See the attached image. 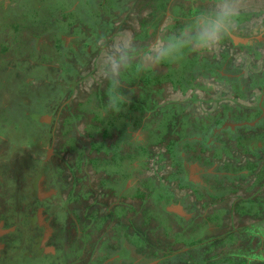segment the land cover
<instances>
[{
  "label": "flooded vegetation",
  "instance_id": "af4514ba",
  "mask_svg": "<svg viewBox=\"0 0 264 264\" xmlns=\"http://www.w3.org/2000/svg\"><path fill=\"white\" fill-rule=\"evenodd\" d=\"M93 1L95 8L99 9L102 14L103 0H63L54 6L57 10L56 13L51 10L49 16L48 14L44 16L45 19L60 24V27H55L56 24L47 23V26L43 29L38 24L32 26L31 22L28 25L21 17L15 19L14 17L18 16H9L10 5H13L11 3L17 4L20 8L16 14L24 13L23 8H27L25 0H0V72L3 71V66L7 65L9 71L6 72V75L14 76L19 82L17 87L11 85V90L7 86H0V147L3 149L2 146H4L9 156L17 151L20 146L11 143V139H8L11 135L7 136L5 129L13 130L15 133V127L22 129L25 126L28 131H32L33 123L37 126L48 127L37 128L36 126L37 132L32 134L31 138L35 145L30 149L33 158L28 155L27 158L35 162L39 160L41 152L46 151V153H43L45 156H51L50 161L60 159L59 154L55 153L57 143L56 126H59L57 132L59 146L67 140L66 136L63 138V134L68 132L67 126L59 120L55 121L50 112V102L38 101L40 97L44 96L42 94H44L43 92L46 93L47 89L54 90L55 87H52L51 83L49 84L45 78L51 76L53 71L60 68V65L54 62L56 59L51 55L54 54V51L51 53L53 44L48 34L55 32L60 34L61 49L63 51L61 55L66 62L71 63L74 60L71 50L79 56L78 61L83 62L84 60L80 57L83 53L80 47L81 45L84 47L85 42L81 43L80 37L83 34L76 29L81 28L80 30H82L87 26L81 25V20L86 19L89 25L94 26L89 31L94 34L101 31L106 32L108 26L104 25L102 16L86 15V13H89V7L92 8L88 4ZM64 8L67 9L63 14H60ZM72 11L76 13L75 20L74 14H65ZM66 26H68L67 31L71 26L74 27L67 36L64 35L66 31L63 29ZM44 30H46L45 35L42 34ZM13 41L15 44L11 48L6 45L7 43L11 44ZM230 42L232 43V41ZM24 48L27 49L26 53L30 56L26 57L30 64L28 66L25 63V69L23 70L19 66L16 68L12 55L19 56L17 53ZM221 66L218 69L220 76H225L229 81L236 80L241 84V91L235 93L241 97L245 89L249 87L245 84L247 81L243 76L244 74L242 71L240 73H237V71L229 73L228 69L231 68L224 67L221 69ZM28 68H30L28 71H31V73L36 70V74L32 73V75L27 76L24 72ZM164 70L166 72V69ZM206 73L201 75L206 80L215 76V74ZM187 79L190 82L187 90L197 88L201 84L194 74L188 75ZM216 79L220 85H227V81H220L219 76ZM178 80L177 87L180 90L179 86L182 84V79L179 77ZM255 84L256 79L253 78V85ZM13 89L14 94L9 93ZM46 107L47 109H45ZM39 108L46 111L44 115L49 114L51 116L48 123L35 121V116L39 115ZM232 110V108L228 111L224 109L225 112H228L225 119H221L225 113L210 118H204V116L189 117L188 123L190 124H185L184 117H182L181 126L176 132V138L167 140L165 144L166 154L158 157V160L163 157L170 160L172 168L168 173L163 174L161 179L167 180L172 187H163L164 182L155 185L154 178L151 179V176H145L143 171L146 167L145 151L135 145L139 158L126 166L124 174H121L122 177L119 173H116L118 170L112 172L113 170L108 169L109 165L116 162V159H106L109 150H107L106 155H103L105 157L104 161L97 158L98 163L107 162L108 166L103 165L100 167L98 165V168L102 170L98 173L101 186L96 187L95 191L99 190L96 195L95 192L94 194L90 193L93 195L94 202L89 197L88 187H86L87 193L80 195V201L77 202L74 194L77 189L67 190L63 188V191L64 181H60L61 178L54 177L49 180L51 186L48 187L44 183L43 177L38 180L39 177L32 179L34 176H29L25 181L16 180L17 184L21 183L20 186L23 185L22 189L25 186H30L28 194L31 193L28 201L25 198L21 200L19 210L10 202L11 199H8L9 195L13 197V194L6 187L5 169L8 162L6 159L0 158V227H2L1 230L5 231L0 236V264H9L11 259L9 256L20 255L16 251H10V248L12 249L11 243L15 242L14 238L24 242L23 228L26 235L33 238V247L26 248L28 251H26L25 257H22L27 264H36V262L38 264H55L58 253L56 245L58 243L62 248L63 258L67 256L69 248L70 254L67 260L64 259L65 263L63 264H260L256 260L258 258L250 257L251 252L238 251L244 246H236L233 243L234 234L226 229L228 220L233 219V213L230 212L225 215L223 211L215 209L219 208L221 199L231 197V195L236 196V188L233 186L236 182L235 175L243 172L241 167L232 166L229 160L227 164H222L226 165L225 168L228 170H223L218 161L227 156V150L230 154L231 150L229 148L231 147L234 149L239 148L243 157L246 154L254 155L257 153L252 138L245 136L244 132L252 126L263 128L262 125H264L263 102H258V106L250 112V117V114H238ZM10 113L16 114L15 119L12 120L18 123V125H14L15 127L9 126L7 123L8 114ZM234 117H240L242 120L234 121L231 119ZM142 124L139 125L138 131H126L128 133L126 138L132 143L135 141L138 145L143 144L140 138L143 136ZM185 128L187 129L186 133L183 132ZM238 130L240 131L239 138L237 137ZM230 132H233V135L229 134ZM19 133V136L23 137L21 130ZM45 133L46 137L44 136ZM163 136L164 134L160 138L162 139ZM226 136L228 138L234 136L242 140H240L238 147L237 144L228 145L224 140ZM216 137L220 140L217 141ZM75 144L77 143L75 142ZM113 147L117 148L118 145L113 142ZM222 147L225 150H222ZM26 149L21 152L25 153ZM126 150L125 152H127ZM209 155L210 157H208ZM0 156L2 155L0 154ZM22 157V154L18 153L12 160L16 161L19 158L22 160ZM126 159L130 160V157ZM214 160L217 161L213 162ZM21 163L23 164V162ZM35 163L37 167V162ZM190 166H194L196 171L189 172L188 168ZM136 168L138 171L135 170ZM43 169L47 171L46 167H43ZM160 169L162 171V167ZM211 176H214V179L210 178ZM121 181L124 190L119 186ZM35 182L39 184L36 186ZM87 183L90 185L91 181H86V186ZM15 187L17 189L18 185H15ZM187 187H191L193 190ZM195 187L198 188V191ZM200 188L201 190H199ZM71 193L75 207L70 202L72 199L70 198ZM19 194L23 197L21 191ZM38 194L39 197H36ZM107 197H112L110 200L114 199L115 201L107 203ZM60 200H65V202L62 204ZM214 205H217V207L213 208ZM46 208L51 210V213L48 214L45 211ZM73 208L79 209L80 214L72 211ZM100 209L103 210V214L99 213ZM78 215H80V218ZM177 226H179V229ZM189 226L190 228L193 227L192 231L189 230L190 228L188 229ZM158 229L160 242L157 238ZM164 229L170 233L161 234ZM31 231H33L32 235ZM74 232L77 233V238H81V242L78 244H73L71 241ZM202 235H204V239H202ZM195 238L196 240H194ZM18 246L21 248V245ZM203 247L209 251L206 256L198 253V250ZM196 250L197 254L195 253ZM235 252L236 255H234Z\"/></svg>",
  "mask_w": 264,
  "mask_h": 264
},
{
  "label": "rangeland",
  "instance_id": "374dc122",
  "mask_svg": "<svg viewBox=\"0 0 264 264\" xmlns=\"http://www.w3.org/2000/svg\"><path fill=\"white\" fill-rule=\"evenodd\" d=\"M102 3L104 4L102 13L104 25H108L106 32H96L93 37V33L89 32L90 27H86L82 30H80L81 28H75L83 34V36L80 37V40H82L81 43L84 41L89 45L88 48L82 45L80 47L82 50L81 52H83L82 57L84 61L79 62L78 59L74 57V60L71 61L72 66L66 65V77L72 76L70 80H67L68 78L61 75L62 73L59 72L61 66L59 70L57 68L56 71H53L52 75H49L45 79L49 84L51 83L52 87H55L54 90L50 91L47 89L46 93L43 92L44 94H42L44 96L40 97V100H38L40 102H50V112L55 118V121L59 120L63 125L67 126L66 129L68 132L63 134V138L66 136L69 139L73 135L70 128L74 127V136L77 139L75 142L77 144H70L73 145V147L70 148L69 145L68 147L66 146L68 143L62 142L61 146H59L57 133L59 126H56L57 131L56 134L54 133L57 140L55 153L59 154L58 157L60 159H53L50 161L51 156H45L43 152L46 153V151H43L39 155V160L35 161L37 162V167H33V165L21 163L27 158V155L33 158V154L30 152V149L35 146L32 139L30 140L32 134L25 133L23 137H20L19 131L21 129L18 130V132L15 130V133L11 132L10 129H5L7 136L11 135L8 137V139H11V143L20 146L19 149L11 153L10 156L5 151L4 146H2L3 149L0 147V154L2 155L0 158L6 159L8 162V166L5 169V176L7 178L6 187L9 189V192L13 194V197L9 195L8 199L10 198V202L14 207H18L19 210L21 208V200L24 198L21 197L19 193L20 191L21 194L28 193L30 186H25L22 189L21 187L23 185L20 186L21 183L17 184L16 180L25 181L28 176H34L32 179H37L39 177L38 180L43 177L44 183L49 187L51 186L49 180H52L54 177H59L58 179L61 178L60 181H64L62 189L69 190L71 189L69 176L72 175V172L74 174L81 172L83 176L86 175L88 180L91 181L90 185L87 183V186L89 188V197L92 198L94 202L92 194H94V192L95 195L99 193V190L95 191V189L97 186H101V184L99 183V174L96 175V170L90 165L88 158L90 160L92 156H96L104 161L105 157H103V155H106L107 150L110 151L106 156L107 160H115L121 155L124 157L128 156V150L125 152V144L128 139L124 134L128 135L127 132L131 131L130 126L124 127L122 131L125 132L124 134L120 133L118 135L115 132H110L111 130L106 128L105 130L109 133L106 135L103 134L104 129L101 126V121L98 120L99 117L95 116L92 112L93 110H88L90 105L87 106V104L92 97L96 99L95 106L103 111H105V109H103L104 106L110 108L113 102L117 103L118 106L126 104V106L131 108L129 111L138 107V111L141 113L140 119L142 120H148L151 117L158 119V112L161 114L160 111L166 107V105L170 104L165 108V112L169 114V116L172 113L173 116L172 118L165 117L166 121H164L163 124H167V131L162 137L163 140L160 139L163 143L160 142L156 147L144 152L146 156V167L143 169L145 176H151V179L154 178L155 185L164 182L163 187H172L167 180L161 179L163 174L168 173L172 167L169 159L163 157L158 160V157L166 154L165 144L167 140L176 138V132L179 126H181L180 122L182 117L187 116V118H196L197 116H204V118H210L214 115L219 116L225 113L222 118L220 117L221 119H225L228 112H225L224 109L228 111L232 108V111H236L238 114H250V112L258 106V102L264 103V0H103ZM11 4L13 5H10L8 12L9 16L16 14L20 10L17 4ZM34 5L40 6L43 4L34 3ZM88 5L95 8L94 1ZM86 7L88 9L87 4ZM89 9L91 8L89 7ZM82 11L84 12V10ZM226 11L233 14L225 17L224 13ZM21 15H23L22 12L16 15L18 17L14 18L17 19ZM95 15L99 16L97 14ZM221 23L223 27L218 33V39H208L205 43H197L189 39L191 47L190 52L192 50L191 54L198 57L200 60H208L212 63L217 62L219 66H221L220 64L222 63L224 66L222 65L221 69L229 67L234 70L238 69L239 71L237 73L242 71L247 81L245 84L249 87L245 89L241 97L235 94L237 90L236 87L233 86V81L231 82L232 85L230 83H227V85H219V83H216L217 74L214 77L212 76L213 78L210 77L206 80L205 77H201V74L197 75L198 69L194 72V75L198 77V82L201 84L198 85L197 88L188 89L187 91L178 90V88L177 90L172 89L171 85L163 81L160 84H153L150 86H148L147 82H141L142 76L148 74L146 73L148 71L157 78L160 74H165V67L161 64L162 58L160 53L165 52L166 48L170 46L169 38L175 37L172 29L173 27H176L180 32L186 31V34H196L200 36L207 35L212 30L213 25ZM190 24L195 26L189 29ZM183 26L186 28L183 29ZM73 29L74 28H70L66 33L71 32ZM144 33H149L150 36L146 37ZM192 38L194 39V36H192ZM178 40L179 42L185 41L182 36H180V38L178 37ZM230 41H232L234 46ZM6 45L11 48L13 44L7 43ZM26 52L27 49L24 48L21 50L19 56L12 55V60L16 68L19 66L24 70L25 63L29 66L30 63L26 57L30 56ZM177 66L176 64L173 65L172 69H176ZM7 69H9V67L4 65L2 72H8L9 70ZM29 69L30 68L24 72L27 76L33 73L28 71ZM216 71L219 72L218 69H216L215 72ZM75 76L77 77L75 78ZM137 77L140 78V80L137 79V81H139L138 83L131 81ZM253 78L256 79L255 85H253ZM235 85L240 86L241 84L235 80ZM9 89L11 90V86ZM13 91L14 89L9 93L14 94ZM105 91H108V93H105ZM112 97L114 99L118 98L117 101H112ZM261 97L263 98L262 100ZM79 102L82 103L81 106ZM52 104L53 106H51ZM172 105H176L178 108H172ZM79 106V113L78 111H76V113L81 114V116L74 119L73 117L76 114L75 110ZM40 109L44 110L43 108ZM45 109H47V107ZM45 112L44 110L38 113L41 116H48V121L39 122L34 118L35 121L39 123H48L51 116L49 114L44 115ZM165 112L164 116L166 115ZM107 115L108 113L105 114V116ZM14 116H16L15 113L8 114L7 123L9 126L18 125V123L12 121L15 119ZM250 116L251 114L249 117ZM94 118H96V121ZM159 118L161 117L159 116ZM231 119L234 121L242 120L240 117ZM72 121L74 122L72 123ZM262 126L263 128L252 126L251 128H247L244 132L245 136H250V138H252L257 153L254 155L246 154L243 157L242 151H240L239 148L234 149L231 147L229 148L231 150L230 154L229 150H227V156L224 158L221 157L222 159L218 161L219 166H221L224 163L227 164L229 160L232 166L241 167L243 172L235 175L236 182L233 186L236 188V196L233 197L231 195V197L221 199V201H219V208H215L217 205L213 207L223 211L225 215L230 212L233 213V219L230 221L225 216L228 220L226 229L227 231H232L234 234L233 243L236 246H244L238 249V251L251 252L250 257L254 259L258 258L256 260L260 264H264V125ZM43 127L48 126H37V128ZM193 134L195 135L194 130ZM229 134L233 135V132ZM103 135L107 138H104ZM44 136L46 137V133ZM237 137H240L239 130ZM216 140L219 141L220 139L216 137ZM224 140L228 145L237 144L238 147L242 139H237L234 136L228 138L226 136ZM255 141L260 142V144ZM113 142L118 145L117 148L113 147ZM97 143L103 144V149L99 150L101 153L95 154L90 152L89 144L94 147ZM133 145H137L135 141H133ZM24 149L27 151L22 153L21 151ZM79 150L83 152L79 160L81 171L75 164L73 166L71 162V160L77 159L76 157L78 156ZM222 150L225 149L222 147ZM18 153H21L23 156L22 160L21 158L16 160L19 163L12 160ZM133 154L136 156L137 152H133ZM208 157H210V155ZM3 159L2 161H4ZM160 161H162V163H160ZM215 161L217 160L213 162ZM43 167H46L47 171H45ZM160 167H162V171ZM225 167L226 165H222L221 169L228 170ZM32 169L35 170L34 174H31ZM195 171L196 169H193L191 173ZM210 178L214 179V176ZM36 182L35 184L37 186L39 183ZM15 185H18L17 189ZM187 188L192 189L191 187ZM80 190L81 189L77 188L78 193L81 194L82 190ZM196 190L198 191V188H196ZM199 190H201V188ZM233 192L234 190L232 193ZM39 194L41 193L39 192ZM39 194L36 195V197H39ZM65 195L67 196V194ZM70 198H72L70 202L73 207H75L72 193ZM110 198L112 197H107V203H111L110 201L114 200H110ZM64 202L65 200H60V203L63 204ZM89 210L92 212L91 209ZM96 210L99 209L97 208ZM45 211L48 214L51 213V210L48 208H46ZM75 211L77 212L76 214H80L79 209ZM99 213L103 214L104 212L100 209ZM78 217L80 218V215H78ZM177 227L179 229V226ZM189 228L190 226L188 229ZM189 230L192 231L193 227ZM163 233L169 234L170 232L164 229V232L161 234ZM23 235L26 236L24 228ZM194 237H196V235H194ZM201 237L204 239V235ZM157 238L160 242L159 229ZM194 240H196V238ZM14 241L15 242L11 243L12 249L10 248V251H16L20 254V246H18L20 245V239L14 238ZM71 241L73 244H78L81 242V238H77V233L74 232ZM56 250L58 253L55 264L65 263L64 259L67 260L70 254L69 248L65 258H63L62 248L59 243L56 245ZM207 252L209 251L206 250L205 247L198 250V253L203 256L208 255ZM195 253L197 254V250ZM234 255H236V252ZM10 257L9 264H27L23 261L21 255H12L9 256V258ZM34 260L36 261L35 258ZM36 264L38 263L36 262Z\"/></svg>",
  "mask_w": 264,
  "mask_h": 264
},
{
  "label": "trees",
  "instance_id": "16d2710c",
  "mask_svg": "<svg viewBox=\"0 0 264 264\" xmlns=\"http://www.w3.org/2000/svg\"><path fill=\"white\" fill-rule=\"evenodd\" d=\"M27 1H28V3H27ZM62 1L63 0H25L27 8L26 7L23 8V10H25V12L22 13L23 15H21L20 17L28 25H29V22H31L32 26L38 24L43 29H44V27L47 26V23L48 24H52V25L56 24L55 27H60V24H57L56 22L49 21L48 19H45L44 16H47V14L49 16V13L51 12V10L54 11V13H56L57 10H56V8L54 6L59 4V3H61ZM34 3L35 4H43V5L35 6ZM33 5H34V7H32ZM66 9L67 8L62 9L60 14H63ZM67 13L74 14V20H75V14L76 13L74 11L66 12L65 14L67 15ZM93 14L94 15L97 14L99 16H102V14L100 13V10L97 9V8H94V7L89 9V13H86V15H93ZM16 15L17 14H13L12 16L14 17ZM71 24H73V23H71ZM81 25L90 27V29L94 27L93 25L92 26L89 25V23H87L86 19H82L81 20ZM193 26H195V25H191L190 24L189 25V29H190V27H193ZM81 27H83V26H81ZM7 28L9 29V27H7ZM71 28H74V27L71 26ZM182 28L184 29L186 27L183 26ZM63 29H64V31H67L68 26L63 27ZM172 29L174 31L175 37H170L169 38L170 46H168L166 48V50H165V53H167V58L163 59V60L161 59V64L165 67L164 69H166L165 74H163V75L160 74L158 76V78H157V77H154L153 74L151 75V72L148 71V72H146L148 74H144L142 76V78H141L142 81L141 82H147L148 86H150V85H153V84H160L163 81V82H167L169 85H171L172 89L177 90V88H178L177 84H179L178 78L180 77L182 79V84L180 82L181 86H179L180 90L187 91V88H189V84H190V82L187 79V76L188 75H193L194 72H196V70L198 69V73H197L198 75H200V74L201 75H205V74H207L206 72H208V74L209 73L210 74L212 73V74H215V75L217 74V76L220 77L222 82L227 81V83L229 82L231 84V82L233 81V86L236 87V90L237 91H241L240 90L241 89L240 86H236L235 85V80H230L229 81V79H226L225 76L224 77L220 76L219 72L213 71L214 69H219L220 68L219 63H217V62L212 63V62H210L208 60H200L198 57H195V56H193L191 54L192 50L190 52V49H191L190 40H192L193 42H197L195 37H197L199 35L186 34V31L180 32V31H178V29L176 27H173ZM46 30H44V32H42V34L45 35ZM69 34H70L69 32H67V33L65 32L64 33V35H66V36L69 35ZM145 35H146V37L150 36L149 33H147ZM48 36H49V39H51V42L53 44L51 53L54 51V54H51V55L56 59V61L54 60V62H56V64L61 66V69H60L59 72L62 73L61 75L66 77V75H67L65 73L66 70H67V66L66 65H68V66H72V65H71V63L66 62L64 60L63 56L61 55V53H63V51L61 49V47H62L61 36H60V34L58 32L50 33V34H48ZM92 36L94 37V33L92 34ZM180 36H182L185 39L184 44L187 45V46H180L179 40H178V37L180 38ZM192 36H194V39L192 38ZM224 40H222V41H224ZM12 44L14 45L15 42L13 41ZM84 47L87 48V47H89V45L85 42ZM20 52H21V50L19 51V53H17V55H19ZM71 52H72L73 57H75L76 59H79V56L76 53H74L72 50H71ZM188 52H190V53H188ZM80 57L83 59L82 54H81ZM222 57H225V56H222ZM48 58H46V60L49 61L50 58L49 59ZM175 64L178 65L177 70L176 69H172L173 65H175ZM179 68H180V70H179ZM235 71L238 72L239 70L238 69H235V70L232 69V70H229V73H231V72L233 73ZM34 74H36V70H35ZM71 77L72 76H67L66 78H68L67 80H70ZM76 77L77 76H75V78ZM13 78H14V76H12V75H6V73H3V72L0 73V86L1 85L2 86H7L9 88L12 85L14 87H17L19 85V82L16 79H13ZM137 79L140 80V78L137 77V78H135L134 80H131V81H135L136 83H138L139 81H137ZM216 83H218V81ZM15 85H17V86H15ZM105 93H108V91H105ZM117 99L118 98L114 99L112 97L111 100L112 101H117ZM95 102H96V99L93 98V97H92V99L89 100V103L87 104V106L90 105V107L88 108V110L89 111L93 110L92 112L95 114V116L99 117L98 120L101 121V126L104 129V133L103 134H105V135L109 133V132H107L105 130V128L106 129H110L111 130L110 132H115L118 135L120 133H122V134L125 133V132H122L125 126H130V129L132 131H138L139 125H141L142 122H143V124H144V125L142 124L143 136L140 137V138H141V142L144 145L143 144L142 145H138L137 144V146L139 147V149L140 148L142 150L144 149V151H149L150 149L156 147V145H159L160 142H162V140H160L161 139L160 136L165 134V132L167 131V124H163L164 121H166L165 117L167 116V118H169V117L172 118V116H173L172 113L169 116V114H167L165 112V108H166L165 107V108H163L160 111L161 114L158 112V115H157L158 119H154V118L151 117L148 120H145V119L142 120V119H140L141 118V116H140L141 113L138 111L139 110L138 107H135L132 111H129V109H131V108L129 106H126V104H124L122 106H118L117 103L113 102L110 108H107L106 106H104L103 109H105V111H103L99 107L95 106V104H96ZM79 103H80V106H81L82 103L81 102H79ZM80 106L78 108H76L75 113H76V111H78V113H79ZM174 107H177V106L176 105H172V108H174ZM39 111L43 112L44 110L39 108L38 112ZM164 112L166 113L165 116H164ZM78 113H76L74 115V117H73L74 119L81 116V114H78ZM88 113H90V112H88ZM106 113H108L107 116H105ZM159 116L161 118H159ZM94 120L96 121V118H94ZM184 120H185L184 123L190 124V123H188L189 119L186 116H184ZM73 122L74 121H72V123ZM32 126H33L32 131H28V129L24 126L21 129L22 133L24 135H25V133H31V134L36 133L37 132V128H36L37 125H34L32 123ZM153 126H154V129H153ZM15 129H16V132H18V130H20L19 127H17V128L15 127ZM10 131L14 133L13 130H10ZM70 131L72 133H75L74 127H71ZM183 132L186 133L187 129L185 128L183 130ZM65 133H67V132H65ZM105 135H103V137L107 138V137H105ZM124 135L127 137V134H124ZM26 138H28V137H26ZM30 140H31V136H30ZM76 140H77L76 137L74 135H72L69 139L67 138L65 143H68V144H66V146L68 147V145H69L70 148H72ZM72 143H73V145H70ZM91 144H89L90 152H93L95 154L101 153V152H99V150L103 149V144L102 143L101 144L97 143L94 147H92ZM99 147H101V148H99ZM125 147H126L125 149L128 150V152H127L128 156H125V157L126 158L130 157V160L126 159L124 156L121 155L119 158L116 159L115 163H113L112 165H109V167H108L109 170H113L112 172H115V171L118 170V172H116V173H119L121 177H122L121 174H124V170H125L126 166L127 165L129 166L132 162H135L139 158V154H138L137 148L135 147V145H133V143L130 140L126 141ZM94 150L97 151V152H95ZM133 152H137V155L135 156V154H133ZM81 155H83V152L81 150H79L78 156L76 157L78 160L77 159L76 160H71V162L73 163V166L75 164L79 170L81 168L80 161H79ZM88 161H89L90 165L93 166V168H95L96 175L98 173H100V171H102L101 169L98 168V165L100 167H102L103 165L108 166L107 162L98 163V160H97L96 156L95 157L92 156L90 160L88 158ZM15 162L19 163L18 161H15ZM22 162H23V164L33 165V167L36 164L35 162H33V161H31L30 159H27V158H25ZM137 165H138V163H137ZM137 168H138V166H137ZM137 168L135 169L136 171H138ZM133 171H134V169H133ZM34 172H35V170L32 169L31 174H34ZM69 180H70V183H71V185H70L71 188H76V189L79 188V189L82 190V191L80 190L81 194L78 193V191H76V193H74L76 195L75 199H77V202H79L80 201V199H79L80 195H82V194L85 195V193H87L86 192V187H88V186H86L85 182L86 181L89 182L88 177H86V175L83 176L81 174V172H79L77 174H74L72 172V175L69 176ZM119 186H121V187L123 186V182L122 181L119 184ZM122 190H124L123 187H122ZM22 195H23V197L25 198L26 201H28V199L30 198V195L28 193H26V194L23 193ZM73 209H72V211L76 210L75 208H73ZM32 234H33V231H31V235ZM30 237L31 236L26 235L24 237V239H23L24 242H19L20 245H21L19 253H20V255L22 257H25L26 251H28L27 250L28 247H33V244H32L33 238H30Z\"/></svg>",
  "mask_w": 264,
  "mask_h": 264
},
{
  "label": "clouds",
  "instance_id": "9594fccd",
  "mask_svg": "<svg viewBox=\"0 0 264 264\" xmlns=\"http://www.w3.org/2000/svg\"><path fill=\"white\" fill-rule=\"evenodd\" d=\"M232 14L233 13L229 11H226L224 13L225 17L232 15ZM222 27H223L222 23L213 25L212 30L207 35H200V36L195 37L197 43H205L208 39H212V40L218 39L219 38L218 33L222 30ZM179 44L180 46H187L184 44V42H179ZM160 55L162 59L167 58V53L165 52H161Z\"/></svg>",
  "mask_w": 264,
  "mask_h": 264
},
{
  "label": "water",
  "instance_id": "95a60500",
  "mask_svg": "<svg viewBox=\"0 0 264 264\" xmlns=\"http://www.w3.org/2000/svg\"><path fill=\"white\" fill-rule=\"evenodd\" d=\"M35 119L37 120V121H39V122H41V121H48L49 120V118H48V116H41V115H36L35 116ZM193 169H196L194 166H190L189 168H188V170H189V172H191ZM190 174V173H189ZM191 175V174H190ZM2 229V227H0V236H2L4 233H5V231L4 230H1Z\"/></svg>",
  "mask_w": 264,
  "mask_h": 264
}]
</instances>
